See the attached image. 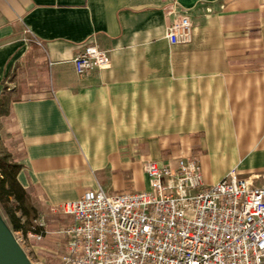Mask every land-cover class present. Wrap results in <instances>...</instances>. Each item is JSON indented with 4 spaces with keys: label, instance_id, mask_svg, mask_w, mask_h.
<instances>
[{
    "label": "crops",
    "instance_id": "1",
    "mask_svg": "<svg viewBox=\"0 0 264 264\" xmlns=\"http://www.w3.org/2000/svg\"><path fill=\"white\" fill-rule=\"evenodd\" d=\"M180 15L194 40L174 46ZM91 43L111 66L79 76ZM5 81L20 98L0 143L35 207L148 191L151 161L264 187V0H0V96Z\"/></svg>",
    "mask_w": 264,
    "mask_h": 264
},
{
    "label": "built area",
    "instance_id": "2",
    "mask_svg": "<svg viewBox=\"0 0 264 264\" xmlns=\"http://www.w3.org/2000/svg\"><path fill=\"white\" fill-rule=\"evenodd\" d=\"M166 38L174 46L191 44V18L178 16ZM73 64L86 76L111 61L91 43ZM144 171L148 191L108 195L100 189L63 205L71 223L62 264H264V187L236 171L207 186L196 159L174 166L151 161Z\"/></svg>",
    "mask_w": 264,
    "mask_h": 264
},
{
    "label": "trees",
    "instance_id": "3",
    "mask_svg": "<svg viewBox=\"0 0 264 264\" xmlns=\"http://www.w3.org/2000/svg\"><path fill=\"white\" fill-rule=\"evenodd\" d=\"M9 92L5 81L0 96V109L3 110L0 116L9 113L10 105L15 100L7 97ZM22 168L7 151L0 155V216L14 233L28 236L33 232L45 236V229L34 225L42 217V212L32 204L30 195L18 180Z\"/></svg>",
    "mask_w": 264,
    "mask_h": 264
},
{
    "label": "rangeland",
    "instance_id": "4",
    "mask_svg": "<svg viewBox=\"0 0 264 264\" xmlns=\"http://www.w3.org/2000/svg\"><path fill=\"white\" fill-rule=\"evenodd\" d=\"M8 86L13 89L14 85L8 83ZM23 91L19 92L22 94ZM7 97L17 99L20 98L11 91ZM0 109V114L2 113ZM4 116H0L2 120ZM10 152L14 158H17L16 153L11 149L4 148L0 143V155L5 152ZM36 205V204H35ZM36 207L42 212V217L37 221L44 225L46 235L42 240H36L28 236H23L20 233H14L13 236L17 240L21 249L32 264H62V259L66 255L67 238L65 231L71 223V219L66 216L62 210H44L38 205ZM35 222L34 225H37Z\"/></svg>",
    "mask_w": 264,
    "mask_h": 264
},
{
    "label": "water",
    "instance_id": "5",
    "mask_svg": "<svg viewBox=\"0 0 264 264\" xmlns=\"http://www.w3.org/2000/svg\"><path fill=\"white\" fill-rule=\"evenodd\" d=\"M0 243L7 244L11 248V255L6 254L0 249V264H32L14 238L10 227L1 216Z\"/></svg>",
    "mask_w": 264,
    "mask_h": 264
},
{
    "label": "bare ground",
    "instance_id": "6",
    "mask_svg": "<svg viewBox=\"0 0 264 264\" xmlns=\"http://www.w3.org/2000/svg\"><path fill=\"white\" fill-rule=\"evenodd\" d=\"M0 249L4 251L6 254L11 255V248L9 245L0 243Z\"/></svg>",
    "mask_w": 264,
    "mask_h": 264
}]
</instances>
